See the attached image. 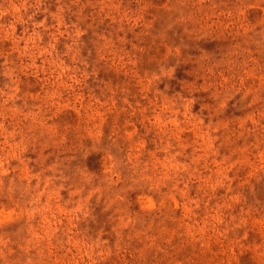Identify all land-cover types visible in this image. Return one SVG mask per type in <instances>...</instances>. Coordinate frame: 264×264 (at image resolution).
I'll return each mask as SVG.
<instances>
[{
	"label": "clouds",
	"instance_id": "1",
	"mask_svg": "<svg viewBox=\"0 0 264 264\" xmlns=\"http://www.w3.org/2000/svg\"><path fill=\"white\" fill-rule=\"evenodd\" d=\"M0 264H264V0H0Z\"/></svg>",
	"mask_w": 264,
	"mask_h": 264
}]
</instances>
